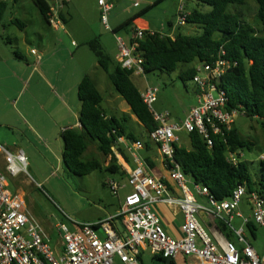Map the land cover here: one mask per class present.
Masks as SVG:
<instances>
[{
	"label": "built area",
	"instance_id": "1",
	"mask_svg": "<svg viewBox=\"0 0 264 264\" xmlns=\"http://www.w3.org/2000/svg\"><path fill=\"white\" fill-rule=\"evenodd\" d=\"M65 1L49 2L47 20L55 28L62 27L58 17ZM97 3L100 20L106 29H110L108 14L112 5L106 0H97ZM190 11L184 0H181L175 14V25L186 24ZM147 30L150 34L158 32ZM144 34V28L135 26L129 29L126 39L115 35L118 48L116 61L133 74L145 73L144 59L137 49L138 40ZM224 55L225 49L220 47L213 61L199 62L194 67L195 73L191 80L196 88V103L181 124L170 122L167 112L151 109L157 100V87L146 86L141 91L142 100L152 111L157 123L148 133V138L162 156L168 177H159L150 172L138 154V150L144 148L141 140L118 137L112 148L123 144L135 163L129 170H125L131 190L125 194L115 215L95 222L78 223L72 230L63 223H58L60 251L51 247L44 229L27 210L24 197L7 188V177L25 172L27 159L24 151H10L0 145L4 160V169H0V264H113L115 257L122 264H141V248H148L152 254L167 260L179 254L190 257L192 262L188 264H262L260 255L245 234L244 225L249 218H245L238 210V205L246 194L245 186L238 185L228 198L218 201L209 196L205 186L194 183L197 194L207 198L209 206L204 205L188 187L187 176L174 159L177 131H197L211 146V134L231 129L238 111L226 108L227 96L222 89L217 88L218 80L228 65ZM227 158L232 163L239 160L232 152L227 153ZM258 159L264 160V154ZM108 186L116 195L122 187L115 180H109ZM248 202L252 220L264 227V196L253 192L249 194ZM156 204L175 207L182 213L180 236L166 233L153 209ZM200 213L220 218L235 241L212 236L202 224ZM233 214L242 218L243 226L232 225ZM112 219L120 223L123 230L121 234L114 229Z\"/></svg>",
	"mask_w": 264,
	"mask_h": 264
},
{
	"label": "trees",
	"instance_id": "2",
	"mask_svg": "<svg viewBox=\"0 0 264 264\" xmlns=\"http://www.w3.org/2000/svg\"><path fill=\"white\" fill-rule=\"evenodd\" d=\"M18 1L21 0H12V2ZM31 1L47 20L49 1ZM158 1L147 6L145 10ZM245 1L196 0L198 4L210 7V10L205 12L198 7H193L187 16L186 23L196 24L201 28L199 34H185L178 31L171 38L164 37L159 32L150 34L145 29L143 38L138 40L137 49L144 59L145 73L154 70L170 73L177 68L179 63H190L196 60L199 62L213 61L219 48L223 47L225 49L224 58L227 59L228 65L218 80L217 88L222 89L227 96L226 108L235 109L244 116L254 118L264 127V0H254L257 5L254 14L255 21L260 25L258 29L243 19L240 13L228 10L229 5H243ZM8 6L9 3L6 0H0V20ZM142 12L134 14L119 27L113 29V32L121 28L129 30L127 28L135 27L133 20L141 17ZM12 21L19 28L24 27V22L18 18ZM87 45L95 55L99 67L108 75L114 89L128 104L138 123L144 127L148 138V133L157 126V123L153 119L152 111L143 102L141 91L131 79L133 72L122 68L116 60L113 63L110 56L104 53L98 38L89 40ZM194 73V67L183 69L180 78L182 80L192 79ZM77 95L80 102V127L66 128L61 133L63 165L78 175L89 174L101 168L113 171L119 167L112 151L117 138L123 136L138 140L140 135L128 130L123 122L127 118L120 119L106 115L101 106L103 96L89 75H84L79 81ZM129 118L131 119L130 116ZM223 131L220 134H211V146L197 131L189 132V148L179 144L174 145L175 161L187 178L195 184L205 186L209 196L215 200L228 198L238 185H244L248 195L256 192L264 196V160H259L260 169L253 176L245 157L247 151L253 150L252 143L245 139L233 124L229 131ZM88 139L94 143L101 157L111 155L107 166L102 165L101 159H82L83 153L89 146ZM141 141L145 147H149L151 142L149 138ZM228 152L235 153L239 160L236 163L230 162L227 158ZM122 174L126 175V172L123 171ZM116 221L111 220L117 231ZM245 228L250 236L255 235L256 225L253 220L249 219ZM220 230L227 236L231 233L224 222ZM153 259L166 260L160 255L153 256ZM140 262L143 264L141 258ZM169 262L174 264L173 260Z\"/></svg>",
	"mask_w": 264,
	"mask_h": 264
},
{
	"label": "rangeland",
	"instance_id": "3",
	"mask_svg": "<svg viewBox=\"0 0 264 264\" xmlns=\"http://www.w3.org/2000/svg\"><path fill=\"white\" fill-rule=\"evenodd\" d=\"M48 1L51 2V0ZM106 1L113 4V9L108 14L110 29H106L101 22L99 10L95 14L93 13L97 0H66L61 9L64 17L62 15L58 17L62 27L60 26L58 28L60 30L66 28L65 32L70 34L73 32L75 39L85 37L82 33L88 35L86 32L90 29L92 35H99L101 37V43H103L102 45L104 47L102 49L104 53H108L107 55L110 56L114 63L115 53L118 51L115 35L122 36L126 39L129 30L121 28L113 33L111 30L113 29L112 17L115 18L116 23H122L134 15L136 11L144 8L147 0ZM177 1L159 0L155 5H152L141 13V19L149 22L151 27L160 33H165L168 30L169 21L176 28L175 14L179 4ZM184 3L191 4L192 2L190 0H184ZM12 4L13 2L11 0L10 5L0 20V39L7 42V37H9L12 40V48L17 49V45H21L19 42L24 40L25 31L22 33L19 32L16 23L11 22L9 18H21L27 25V38L31 40L37 38L33 31L34 26L40 22H44V20L42 21L38 9L31 0L18 1L14 5L15 7ZM23 6L25 8L24 13L21 15L17 14L19 12L18 10H21L20 7ZM124 7L127 8L124 10ZM198 8L203 12L210 10V7L205 4H200ZM256 8L257 5L254 0H246L243 5L231 4L228 6V10L240 13L243 19L258 29L260 25L255 21L254 16ZM184 25L177 26L180 32L185 34H199L201 32V28L196 24L187 23ZM63 48L67 49L68 55L75 53L77 57L80 56L79 48V50L84 48L90 54H93L86 44L79 41L77 46H74L71 43V36L68 37L66 34H64ZM106 48H109L111 52H107ZM81 60L86 64V61ZM198 65L199 61L197 60L190 63H179L177 68L170 73L162 70H154L144 74H132L131 79L140 91L146 86L157 87V100L152 104L151 109L157 112H167L170 122L181 124L188 114L190 107L196 103V88L191 79L182 80L180 73L183 69L197 67ZM36 67L39 69L37 64ZM39 73L42 75L41 77L44 76L43 72L40 71ZM90 75L97 81V87L103 96L101 106L106 115L115 116L120 119L127 118L123 122L127 125L128 130L136 135H140L138 137L139 139L143 141L147 140L148 138L144 127L138 123L137 119H134L135 116L131 113L128 104L114 89L106 72L97 66L95 70L90 72ZM33 83L34 80L31 85ZM129 116L133 119H130ZM27 117L31 119L30 116L27 115ZM233 125L239 129L245 139L252 143L253 150L251 152L247 151L245 154L241 151V153L245 154L248 168L251 174L255 176L254 174L260 169L258 157L264 154V127L256 119L249 118L240 113L235 116ZM176 134L179 144L190 147V140L186 131L180 130ZM44 141L46 144L43 142V139L40 142L35 141L31 145V149H27L28 163L25 167V172L19 173L15 177H7V188L12 192L20 193L24 197L27 210L44 229L46 235L49 237L51 247L55 251H58L60 249L61 237L57 230V224L63 223L67 228L72 230L76 228L78 223L95 221L98 218L101 219L107 213V210L115 208L118 196L123 199L121 193L116 195L111 192L107 181L113 179L120 183L121 179H119V175L111 173L109 169L105 168L96 169L85 175L75 174L63 165L60 149L54 145L51 148L48 142H46L47 140L44 139ZM88 145L87 150L82 155V159L97 158L101 159L103 166L106 165L110 158L109 154L106 157H101L94 143L89 139ZM4 147L10 149L8 148L10 146ZM117 152L121 153L119 150ZM117 152L116 156L118 157ZM125 154L130 158V154L126 150ZM43 178L44 180H41ZM187 185L195 192V188L192 187L189 178H187ZM248 196V194H245L242 197L238 205V210L252 220ZM205 205L209 206L206 201ZM237 219V217L232 219V225L234 227L239 224ZM255 225L256 239L250 236L244 226L245 234L252 243L255 244L257 240L263 243L264 228L256 223ZM149 256V251L143 252V264H149L152 261ZM115 264L121 263L117 261Z\"/></svg>",
	"mask_w": 264,
	"mask_h": 264
},
{
	"label": "crops",
	"instance_id": "4",
	"mask_svg": "<svg viewBox=\"0 0 264 264\" xmlns=\"http://www.w3.org/2000/svg\"><path fill=\"white\" fill-rule=\"evenodd\" d=\"M6 1L10 5L11 0ZM155 1L157 0H147L144 8L136 11L135 14L144 11L147 6L153 4ZM180 1L181 0H178L177 3ZM190 1L192 2L191 4L185 3V6L187 8L189 7V10L193 7L200 6L196 0ZM16 3L17 2H13L12 6L15 7L14 5H16ZM109 3L112 5V10L113 4L111 2ZM126 8L127 7H124V10ZM20 9L21 10H18L19 12L17 13L19 15L25 11L24 6L20 7ZM97 10H99L98 3L95 4V10H93V13L95 14ZM38 13L44 22H40L34 26L33 31L37 37L35 40L27 38V25L25 22L24 27L22 28H19L17 25L19 32L22 33L25 31L24 40L22 39L23 41L19 42L21 45H17V49L12 48V40L9 39V37H7L8 43L0 39V144L6 147L10 146L8 147L10 148L8 149L10 151H16L18 149L23 150L26 159L27 149L30 150L31 145L34 144L35 141L40 142L42 139L44 143V139L47 140L46 142H48L51 148H53V145L59 148L62 153L63 142L61 133L63 130L70 127H80V102L77 95V85L84 75H89L91 77L90 72L95 70L97 66L99 67L95 55L90 54V52L84 48L81 50H79L80 48L78 49V51H80V56L78 57L75 56V53L68 55L67 49L63 48L64 34L68 37L71 36V43L74 46H77L78 41L87 45L89 40L98 38L103 47V43H101L102 40L100 39L101 37H99V35H92L90 29L86 32L88 35L82 33L85 37L75 39L73 32L70 34L65 32L66 28L60 30L59 28L53 27L41 15L39 10ZM62 16L64 17V15ZM13 18L15 19V17H11L9 20L12 22ZM18 19L21 20V18ZM21 21L23 22V20ZM122 23H116L115 18L112 17L113 29L119 27ZM133 25L144 29L154 30L150 23L141 19V17L135 18L133 20ZM168 26V30L161 34L172 38L176 32L180 31V29L177 26L175 28L170 21L168 22ZM22 45L23 47H21ZM106 51L111 52L109 48H106ZM116 54L117 53H115V60ZM23 58L25 59L23 60ZM81 59L86 61V64ZM36 64L40 71L43 72V77H41L42 75L39 73L40 71L37 69ZM33 80L34 83L31 85ZM92 80L95 85L98 86L97 81H95L94 78H92ZM27 115L30 116L31 119H29ZM134 119H136V117H134ZM177 144L179 143L177 142ZM118 150L122 154L117 152ZM125 150L128 152L123 144H119L112 148L114 158L119 167L115 168L111 173L119 175V179H121L120 184L122 187L118 190V195L121 193L123 198L125 194L131 190V187L127 184L126 175H123L122 172L129 170L135 164L131 155L130 158L126 156ZM141 150L142 152L140 153ZM116 152L119 158L116 157ZM138 154L153 175L165 178L168 177V171L163 162L162 156L153 143L150 142L149 147L144 146V148L139 149ZM109 156L111 158L110 154ZM110 158L104 166L109 164ZM0 169H4V160L1 153ZM41 180H44V178ZM190 183L194 188V183L191 179ZM194 194L196 195L197 200L205 205L207 198L199 196L196 190ZM122 200L123 199L118 196L115 208L107 210V213L102 216L101 219L98 218L97 220H102L106 217L115 215ZM153 209L159 217L160 223L167 234L175 237L181 235L180 225L183 217L182 213L177 208L165 204H156L153 206ZM200 217L206 230L212 236L217 238H228L235 241V237L232 233L227 236L220 230L223 225V221L220 218H214L205 214H201ZM234 217H237V222H239L235 227L243 226L242 218L238 217L236 214H233L232 219H234ZM244 217L248 218L246 216ZM116 225L118 233L121 234L123 230L118 221H116ZM252 237L253 239H256V233ZM250 243L258 252L262 259V264H264V242L262 243L260 240H257L255 244L251 241ZM58 251H60V249ZM144 251H149V257L152 260L149 264H170V260H173L174 264H188L189 262H192V258L181 254L170 260H154L153 256L156 255L152 254L148 248H141L140 258L142 263V254ZM117 261L120 262L119 259L115 257L113 264Z\"/></svg>",
	"mask_w": 264,
	"mask_h": 264
}]
</instances>
